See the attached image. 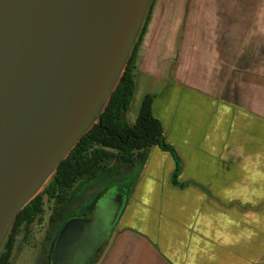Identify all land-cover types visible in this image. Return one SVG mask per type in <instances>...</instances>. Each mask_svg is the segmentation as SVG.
I'll list each match as a JSON object with an SVG mask.
<instances>
[{
    "label": "crops",
    "instance_id": "0c3cea01",
    "mask_svg": "<svg viewBox=\"0 0 264 264\" xmlns=\"http://www.w3.org/2000/svg\"><path fill=\"white\" fill-rule=\"evenodd\" d=\"M256 1L242 3L240 24L215 23L203 37L207 41H201L199 24L195 40L189 34L180 38L176 27L158 18L163 8L149 20L137 49L134 90L124 119L133 124L144 96H153L152 114L181 160L177 182L184 186L171 182V154L151 147L141 168L124 175L134 178L131 194L93 264H264V235L250 241L247 218L243 231V219L236 227L223 207L232 208L238 186L248 192V172L233 164L237 157L225 155L228 162L218 164L217 153L201 145L216 112L247 115L264 108V74L241 66L249 64L250 56L256 64L264 56L259 52L264 48V0ZM237 90L245 97L240 103L234 102ZM252 91L255 103L250 102ZM135 98L139 106L132 117L128 112ZM222 190L224 197L218 194Z\"/></svg>",
    "mask_w": 264,
    "mask_h": 264
},
{
    "label": "water",
    "instance_id": "95a60500",
    "mask_svg": "<svg viewBox=\"0 0 264 264\" xmlns=\"http://www.w3.org/2000/svg\"><path fill=\"white\" fill-rule=\"evenodd\" d=\"M151 1L0 0V249L19 211L99 120ZM93 220L67 221L54 251L72 250Z\"/></svg>",
    "mask_w": 264,
    "mask_h": 264
},
{
    "label": "rangeland",
    "instance_id": "374dc122",
    "mask_svg": "<svg viewBox=\"0 0 264 264\" xmlns=\"http://www.w3.org/2000/svg\"><path fill=\"white\" fill-rule=\"evenodd\" d=\"M252 2L256 5L258 1L152 0L149 20L151 19L152 21L156 11L158 12L160 8H163L161 12H158V18L163 19L168 25L170 24L176 27L180 38L186 37L187 34H189V38H193V36L196 37L195 34L197 32L195 31L199 24V26H201L199 34H202L201 41H207L208 38L203 37L211 34L210 32L214 31L216 24H220L224 27L229 20H231L233 24H240L242 21L240 15L243 9L241 6L242 3L244 6H247ZM261 2L262 1H259V4ZM199 11L200 14L198 15ZM201 14L203 15L202 17ZM212 14H216V18ZM192 15L194 16L192 17ZM195 16H197V20ZM188 41L192 42V39L187 40V42ZM260 50L259 52H264V48ZM260 58L262 62L256 64L257 58L255 56H250L249 64L245 65L244 62L241 66L244 69L247 67L249 73H253L257 68L259 71H262H260L259 74H264V56L259 57V59ZM235 75L236 74H234V76ZM233 81L235 83L237 80L234 79ZM252 93H254V91L249 93L250 102L255 103V96ZM240 95L241 94L237 90L234 97L238 98V101L234 100V102L240 103V98L244 100L245 97ZM252 103L249 105L253 106ZM138 106L135 98L130 105L128 112L129 116H136ZM259 110V112L250 111L247 115L240 113V111H231L230 115L228 111L227 113L223 111L216 112L215 123L212 128H209L210 134H207V140L201 144L204 149L217 153L218 164L223 162L222 165L224 166V163L228 162L225 160V155H229V157L233 156V159L237 157V159H232L233 164H236L240 170L242 169V171L246 170L248 172V192L238 191L240 190V186H238L237 191L232 193V208L223 207L226 208L225 214L232 215L233 221H237L233 223L236 227L240 228L241 224H239V219H243V231L244 219L247 218L250 241L253 235H264V108L260 109L259 107ZM235 135L237 136L235 137ZM121 171H123V169L120 168L116 162H108L106 171L100 173L98 176L101 177L107 173L117 174ZM92 183L93 182L89 183L85 180L78 182L74 188L70 190L65 206L76 201L82 195L86 187ZM104 186H107V182L104 183ZM219 187L224 188L223 182ZM218 194L223 197L225 196L223 190L218 192ZM242 197L243 200H241ZM225 200L227 201V199ZM63 205L58 204L54 200L48 201L44 198L43 212L39 219L30 226L29 233L23 234V232H20L16 236L9 264H41V261H37L40 252L39 245L43 233L45 232L48 218L56 208L65 207Z\"/></svg>",
    "mask_w": 264,
    "mask_h": 264
},
{
    "label": "trees",
    "instance_id": "16d2710c",
    "mask_svg": "<svg viewBox=\"0 0 264 264\" xmlns=\"http://www.w3.org/2000/svg\"><path fill=\"white\" fill-rule=\"evenodd\" d=\"M151 8L150 6L123 73L99 120L59 163L43 190L16 215L0 249V264L10 263L16 236L20 232L29 233L30 226L43 212L44 198L65 206L70 190L81 180L90 183L112 175L107 173L98 176L106 171L108 162H116L123 172L131 173L134 169L141 168L148 150L157 146L162 151L169 152L175 162V169L171 175L172 184L184 186L177 182L182 167L181 160L174 147L165 141L160 121L152 114L153 96H144L133 124L124 119L134 90L133 70L136 65L137 49L149 21ZM122 184L129 185L126 203L134 185V178L130 181L125 179ZM64 208L58 207L55 210L60 211Z\"/></svg>",
    "mask_w": 264,
    "mask_h": 264
},
{
    "label": "flooded vegetation",
    "instance_id": "af4514ba",
    "mask_svg": "<svg viewBox=\"0 0 264 264\" xmlns=\"http://www.w3.org/2000/svg\"><path fill=\"white\" fill-rule=\"evenodd\" d=\"M125 173L130 172L121 171L106 179L92 181L76 201L66 205L63 210H54L48 218L37 261H41V264H93L98 256L92 257L97 253L107 229L116 218L118 221L125 206L129 185L123 186L122 183L125 179H131L130 176L124 177ZM106 182L107 186H104ZM74 218L94 219V222L72 250L70 246L63 247L61 244L54 251L61 227Z\"/></svg>",
    "mask_w": 264,
    "mask_h": 264
}]
</instances>
